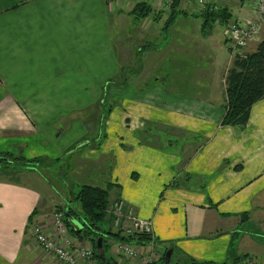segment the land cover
Returning <instances> with one entry per match:
<instances>
[{
    "label": "crops",
    "instance_id": "obj_1",
    "mask_svg": "<svg viewBox=\"0 0 264 264\" xmlns=\"http://www.w3.org/2000/svg\"><path fill=\"white\" fill-rule=\"evenodd\" d=\"M247 1L230 10L210 0L231 19L248 16ZM137 5L0 0V154L61 160L70 175L53 187L40 172L0 167V264H54L38 256L32 229L50 230L43 210L74 206L63 200L77 184L110 186V205L122 200L151 222L155 245L164 256L173 250L170 264L264 263V100L243 129L223 126L235 61L224 33L183 3L153 12L143 31ZM114 27L130 34L114 41ZM104 97L111 106L101 120ZM76 144L85 147L72 151ZM116 243L107 240V259L138 263Z\"/></svg>",
    "mask_w": 264,
    "mask_h": 264
},
{
    "label": "trees",
    "instance_id": "obj_2",
    "mask_svg": "<svg viewBox=\"0 0 264 264\" xmlns=\"http://www.w3.org/2000/svg\"><path fill=\"white\" fill-rule=\"evenodd\" d=\"M178 3L179 0L174 5L178 6ZM132 15L136 20L144 21L152 15V10L146 4H138ZM203 16L204 25L209 27H213L218 18H221L223 22L231 19V16L225 10L219 13L206 12ZM114 85L115 82L112 81L108 88ZM105 91L107 92V90ZM263 100L264 40L257 46L255 52L247 55L246 58L235 59L232 69L228 72L226 78V115L222 121V125L243 129L248 123L252 107ZM111 109H109V112ZM80 145L76 144L72 151L85 147H81ZM0 158L7 159V162L1 164L0 167L4 166L10 169L33 170L37 172H41L44 168L55 166L61 162V160L52 162L47 158L30 160L25 158L21 151L17 155L11 153L0 154ZM110 189V186H107L106 189L84 186L78 193L75 192L72 199L77 202L79 209L69 206L67 211L63 210L65 222L74 237L80 240H89L95 251L97 240L103 238V259H100L96 251V258L101 264H114L111 262V259H107L105 251L108 239L139 247L149 245L151 241V236L148 235L124 237L119 232H112L111 229L105 230L103 228L106 220L111 218L108 214L110 208ZM75 221L80 223L83 227L82 230L74 227ZM86 230L88 231V235L84 237V231ZM165 257L161 264L165 263Z\"/></svg>",
    "mask_w": 264,
    "mask_h": 264
},
{
    "label": "built area",
    "instance_id": "obj_3",
    "mask_svg": "<svg viewBox=\"0 0 264 264\" xmlns=\"http://www.w3.org/2000/svg\"><path fill=\"white\" fill-rule=\"evenodd\" d=\"M127 1L146 4L151 9L157 10L169 8L177 0H109V5L114 8ZM179 3H183L187 12H192L194 16H203L206 12L219 13L223 10L213 5L210 0H179ZM246 8L248 10L246 18L230 19L226 22L218 18L215 22L216 26H223L227 48L235 59L246 58L248 50L257 47L264 40V0H248ZM125 211V204L122 200H117L108 210L116 231L124 237L151 236L148 245L151 249L147 252L144 251V247L137 250L132 244L120 243L116 247V253L129 261L138 262L137 264H161L165 254L159 250L152 239V223L138 219L131 211ZM49 228L50 230L41 225H35L32 232L38 248L46 255L57 260L59 264H100L96 258V251L90 243H76L75 237L65 222L63 212L53 213ZM235 264L264 263L242 258Z\"/></svg>",
    "mask_w": 264,
    "mask_h": 264
},
{
    "label": "rangeland",
    "instance_id": "obj_4",
    "mask_svg": "<svg viewBox=\"0 0 264 264\" xmlns=\"http://www.w3.org/2000/svg\"><path fill=\"white\" fill-rule=\"evenodd\" d=\"M240 0H219V3H222V4H225V3H227L228 4V7H229V9L231 10L232 9V4H234V3H238ZM119 6H117V7H114V10L116 9V8H118ZM220 8V7H219ZM221 9V8H220ZM113 10V9H112ZM152 10V15H156V14H153V12H157V10H159V9H157V10H154V9H151ZM182 13V12H181ZM192 12H189V14H191ZM192 21V20H194L193 18L192 19H188V21ZM153 20H146V21H144L143 23H142V30L143 31H147V30H151L152 29V27H151V22H152ZM189 21V22H190ZM190 24H191V22H190ZM193 24V23H192ZM134 27H133V29H129V31H131L132 33L134 32V30H135V28L137 29V32H138V28H137V26L136 25H133ZM114 29H116L115 27H114ZM224 28H223V26H216V29H215V32L217 33V35L218 36H222V34H223V30ZM124 32V34L125 35H129L130 33H126L128 30H126V29H124V30H119V31H117V29H116V32H115V34H114V41H115V38H117L118 36H119V34H120V32ZM124 34H122L123 35V37H124ZM122 41H124V39H122ZM137 42V41H136ZM116 44H117V41H116ZM145 45V44H144ZM222 48L224 49V46L222 45ZM225 50V49H224ZM119 52H121L120 50H118ZM143 56L144 55H142L141 56V59H140V61H142L143 60ZM224 59L226 60V59H229L230 57H229V54H228V51H226L225 50V53H224ZM139 57H140V54H139ZM139 61V62H140ZM112 81H113V79H111L110 80V82L108 83V85H110V83H112ZM105 99V103L103 104L102 103V105H103V107H101L100 108V110H102V112H101V120L104 118V116H105V114L107 115V112H106V106H107V104H108V107L109 106H111L110 105V101L109 100H107V97L105 98H103V100ZM111 103H112V101H111ZM113 105H114V103H112ZM92 112L93 111H91L90 113L92 114ZM89 113V109H88V113H86V115H89L90 114ZM67 163V161H65V164ZM47 171H50V172H48L47 173ZM42 173V175L46 178V180H48V183H50L53 187H55L58 183L62 186L63 184H62V182L61 181H58L59 180V178H62V179H65V180H69V177H70V175L68 174V170H67V167H63V163L62 162H60V164L58 163V165H55V166H53V167H47V168H44L43 170H41V172H40V174ZM11 179H15V180H18L17 182H25V180L24 179H21V177H20V175H11V176H9ZM78 185L79 184H77V185H75L76 187L74 188V187H72V188H69V190H68V187H66L65 188V191H66V189H67V191H66V195H64L63 196V193L60 191L59 193H61V194H58V195H54V197H56L57 198V201L58 202H60V203H62V201H61V196H63L65 199H66V196H67V194H68V197H67V199H68V201H69V203L67 202V199L66 200H63L64 201V204H69V205H71V204H73L74 206V208L75 209H79V206H78V204H77V202H75V201H72V196L70 195V191L72 190V191H74V192H76V193H78L77 191H78ZM49 193H51V192H49ZM50 198V197H49ZM54 199V198H53ZM49 201H51L50 199H49ZM71 201L73 202V203H71ZM66 202V203H65ZM114 204V203H113ZM112 205H110V207H111ZM62 207H63V205H62ZM62 207H59V208H57L56 209V211H54V208L53 207H51L50 209H49V207H48V209L46 210V209H44L43 210V216H46L47 215V217H49V218H47V221L49 220L50 221V224H51V220H52V216H53V211H54V213L56 212V213H60V212H64L63 210H64V208H62ZM58 210V211H57ZM50 215V216H49ZM76 222V221H75ZM49 224V225H50ZM42 226V225H41ZM103 228L106 230H109L110 228H112V230H114V232H117L116 230L117 229H115L114 228V224H113V220H112V218H109V219H107L106 220V222L104 223V225H103ZM29 231H30V229L28 230V236H29ZM32 232H33V229H32ZM120 233V232H119ZM121 234V233H120ZM30 235H31V232H30ZM123 236V235H122ZM31 240H32V243L34 244V247H36V248H38V244L36 243V241L33 239V237H32V235H31ZM121 242H117L116 244H115V247H117L119 244H120ZM134 246V249H136V247H135V245H133ZM38 249H40V248H38ZM42 252V253H41ZM40 253L41 254H39L38 256L40 257V258H43L42 260H49V258H52L51 256H49V255H46L43 251H41ZM52 260H53V262H54V264H59L58 262H57V260H55V259H53L52 258ZM49 262V261H48ZM100 262V261H99ZM50 263H52V262H50ZM173 264H175V262L173 263Z\"/></svg>",
    "mask_w": 264,
    "mask_h": 264
},
{
    "label": "water",
    "instance_id": "obj_5",
    "mask_svg": "<svg viewBox=\"0 0 264 264\" xmlns=\"http://www.w3.org/2000/svg\"><path fill=\"white\" fill-rule=\"evenodd\" d=\"M4 163V162H7V159L5 158H0V163ZM88 235V231H84V237H86ZM96 247H97V251H98V255L100 257V259H103V254H102V251H103V238H99L97 240V244H96ZM172 255H173V250L170 249L167 254H166V257H165V263L164 264H170L171 263V258H172Z\"/></svg>",
    "mask_w": 264,
    "mask_h": 264
},
{
    "label": "bare ground",
    "instance_id": "obj_6",
    "mask_svg": "<svg viewBox=\"0 0 264 264\" xmlns=\"http://www.w3.org/2000/svg\"><path fill=\"white\" fill-rule=\"evenodd\" d=\"M30 232V231H29Z\"/></svg>",
    "mask_w": 264,
    "mask_h": 264
}]
</instances>
